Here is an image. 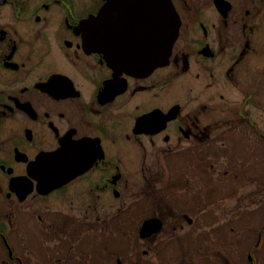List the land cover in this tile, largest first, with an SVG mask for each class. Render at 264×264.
Masks as SVG:
<instances>
[{"label": "flooded vegetation", "instance_id": "1", "mask_svg": "<svg viewBox=\"0 0 264 264\" xmlns=\"http://www.w3.org/2000/svg\"><path fill=\"white\" fill-rule=\"evenodd\" d=\"M170 2L178 36L150 69L163 41L147 22L152 0H0V264L88 260L73 232L125 229L122 186L145 183L147 162L216 142L215 120L200 128V93L186 102V89H207L209 105L235 90L231 128L240 117L263 137L247 107L264 96V0ZM27 230L49 247L29 245ZM96 257L126 264L103 243Z\"/></svg>", "mask_w": 264, "mask_h": 264}, {"label": "rangeland", "instance_id": "2", "mask_svg": "<svg viewBox=\"0 0 264 264\" xmlns=\"http://www.w3.org/2000/svg\"><path fill=\"white\" fill-rule=\"evenodd\" d=\"M190 84H193L192 80ZM185 93L186 102L200 93L198 101L201 106L206 105L199 115L200 128L205 130L215 120L218 128L216 142L210 145L208 140L212 139L207 136L204 152H200L204 153V157L196 153V160L190 157V153L184 152L178 157L153 158L147 162L151 177L145 183L122 186L125 198L121 200V210L128 211L121 216V225L126 226L125 229L111 224L104 233L73 232L72 241H78L75 243L76 250L90 252L88 260L94 257L92 264H99L96 256L101 243L109 251L121 255L125 253L126 264H159L157 258L163 264H249L248 255H252L257 264H264V233L257 243L259 228L264 222V96L258 105L254 103L247 107L250 122L262 137L254 136L252 129L243 125L244 119L240 117L242 127L231 128L230 120L241 104V97L235 90L231 91L228 103L216 97L211 105L207 89L201 87L192 95L186 89ZM196 104L193 102L190 105L192 113ZM214 106L216 115L211 118L209 108ZM211 158L215 163L212 166V183L218 178V169L222 172L225 168L238 167L236 181H233L235 192L228 193L227 183L213 189L209 180H199L200 166L202 163L209 165ZM141 162L142 158L138 157V167L143 166ZM187 165L193 167L188 171L190 180L178 186ZM170 177L171 186H175L174 198L179 199L177 208L174 203L165 201L169 195L164 200L153 196L155 191H168L165 185L170 182ZM250 201L253 204L250 205ZM153 217L162 218L164 225L159 232L142 238L138 232L140 223ZM173 228H176L175 232ZM26 233L34 238L31 243L28 242L32 247L41 248V251L49 247L48 241L42 247L45 239H40L36 232L27 230ZM88 260L83 258L73 264H87Z\"/></svg>", "mask_w": 264, "mask_h": 264}, {"label": "water", "instance_id": "3", "mask_svg": "<svg viewBox=\"0 0 264 264\" xmlns=\"http://www.w3.org/2000/svg\"><path fill=\"white\" fill-rule=\"evenodd\" d=\"M113 7H115L114 3H108L106 9ZM148 9L150 11V16L147 22L152 29V34L159 33L163 38L160 52L156 51L153 54L148 55L147 65L149 68L152 67L153 69L158 65H164L165 63H167L172 46L178 36L180 22L170 0H152V3H149L147 7V10ZM151 13L152 20L150 19ZM155 14L158 16L157 19L154 18ZM153 47L156 46L153 45ZM126 60L129 61L127 62V65L129 67L131 66L134 71H136L138 74L142 72L138 67L134 66L133 60L131 58H128ZM134 71L131 70V72L135 74ZM160 227L161 222L158 220L145 221L140 228V236L142 238H145L153 235L157 233Z\"/></svg>", "mask_w": 264, "mask_h": 264}, {"label": "trees", "instance_id": "4", "mask_svg": "<svg viewBox=\"0 0 264 264\" xmlns=\"http://www.w3.org/2000/svg\"><path fill=\"white\" fill-rule=\"evenodd\" d=\"M187 153H189V152H187ZM190 154H191L190 157L196 160V153L192 152ZM203 154L204 153H201L200 156L204 157ZM214 165H211L210 161H209V165H205L204 163H202V165L199 168V171H200V179L199 180L207 179L212 183L211 175H213L212 166L214 167ZM190 169H193V167L190 165H187L186 169H185V173H183V176L179 179L178 186L181 185L182 183H187L190 180V176L188 173V171ZM219 170L220 169H218L217 180L214 183H212L213 189L214 188H221L222 185H224V183H227L226 188L230 189V191H228V193L235 192L233 181H236L234 179L237 178L236 173L238 171V167L234 166L233 168H225L222 172H219ZM184 175H186V176H184ZM229 178H232L233 180L229 179ZM169 180H170V182L167 185H165V187L167 188L168 191L166 192V191H163V189H161L160 191H155L153 196H155L156 199L160 198V199L164 200V198H166L169 195V197H167L165 199V201H170V202L174 203V205H176V208H177V204L179 203V201H178L179 199L177 200L176 198H174L173 192L175 190V186H171L172 185V177H170ZM194 185H195V182H194ZM207 190L212 191L211 189H207ZM249 204L250 205L253 204V201H250ZM257 204H259V202H257ZM170 206L172 208H174L172 204H170ZM259 229H261V231H262V228H259ZM172 230L175 232L176 228H173ZM157 260H158L159 264H163V263H161V261L158 258H157ZM142 263L143 264H151L150 262H142ZM128 264H131V263H128Z\"/></svg>", "mask_w": 264, "mask_h": 264}]
</instances>
